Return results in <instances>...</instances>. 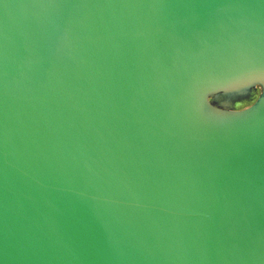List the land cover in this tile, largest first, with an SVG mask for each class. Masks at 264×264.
<instances>
[{"label": "water", "instance_id": "water-1", "mask_svg": "<svg viewBox=\"0 0 264 264\" xmlns=\"http://www.w3.org/2000/svg\"><path fill=\"white\" fill-rule=\"evenodd\" d=\"M0 264H264V0H0Z\"/></svg>", "mask_w": 264, "mask_h": 264}]
</instances>
